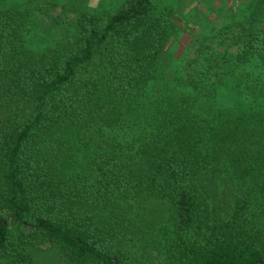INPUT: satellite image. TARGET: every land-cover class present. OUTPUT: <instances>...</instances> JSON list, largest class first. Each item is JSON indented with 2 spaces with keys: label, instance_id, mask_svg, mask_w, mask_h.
I'll return each mask as SVG.
<instances>
[{
  "label": "trees",
  "instance_id": "1",
  "mask_svg": "<svg viewBox=\"0 0 264 264\" xmlns=\"http://www.w3.org/2000/svg\"><path fill=\"white\" fill-rule=\"evenodd\" d=\"M211 5H86L43 42L0 0V264H264V0Z\"/></svg>",
  "mask_w": 264,
  "mask_h": 264
},
{
  "label": "rangeland",
  "instance_id": "2",
  "mask_svg": "<svg viewBox=\"0 0 264 264\" xmlns=\"http://www.w3.org/2000/svg\"><path fill=\"white\" fill-rule=\"evenodd\" d=\"M56 5H48V0H33V31L36 37H39L43 42L51 40L58 35V32L68 25L72 20L78 9L87 6L100 9L102 6H113L118 0H57ZM157 5H167L174 8L176 12L177 23L179 26H185L187 21L199 23L202 22L206 30L213 29L215 25L213 21L224 18V12L215 9V20L207 19L205 12H209L208 6L218 8L219 5L233 6L235 0H152ZM212 2V3H210ZM63 7L61 8V5ZM42 9H38V7ZM220 7V6H219ZM212 8V7H211ZM214 9V8H212ZM225 10V9H224ZM228 11V10H225ZM222 16V17H221ZM220 19V20H221ZM185 39L192 37L186 31L180 33ZM193 38V37H192ZM233 46H229L232 48ZM172 53L177 51L176 44L170 45ZM150 204L158 217H164L166 208L162 200L157 196H152ZM42 247H46L43 244ZM47 255V254H46ZM43 255L41 252L38 256V264H56L52 263L50 258L52 255Z\"/></svg>",
  "mask_w": 264,
  "mask_h": 264
}]
</instances>
